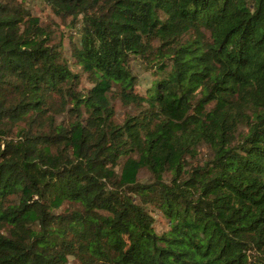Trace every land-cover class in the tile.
<instances>
[{"label": "trees", "instance_id": "trees-1", "mask_svg": "<svg viewBox=\"0 0 264 264\" xmlns=\"http://www.w3.org/2000/svg\"><path fill=\"white\" fill-rule=\"evenodd\" d=\"M0 264H264V0H0Z\"/></svg>", "mask_w": 264, "mask_h": 264}, {"label": "rangeland", "instance_id": "rangeland-1", "mask_svg": "<svg viewBox=\"0 0 264 264\" xmlns=\"http://www.w3.org/2000/svg\"><path fill=\"white\" fill-rule=\"evenodd\" d=\"M35 12L38 16H40L42 18V22L44 23V25L48 26L50 29H54L58 33V36H60V34H61V33H59L60 31H63L67 28L66 22H64L60 18L53 16L50 11L43 12L39 8H36ZM65 55L67 57L70 56L68 51L65 53ZM131 69H132L133 74L136 75L137 77H139L141 80V82H140L141 83V85H140L141 91H145L148 87H150V85L152 83V77H151L149 72L145 71L141 67L138 60L131 62ZM91 87H92V85L89 82V80L87 78H83V80L79 86V90H89ZM114 106H115V111H116L114 121L119 125L123 124L129 116L134 115L136 112L133 107H127L120 101L119 102L117 101ZM71 121H72L71 118H69L66 115L57 118L58 123H63L65 125L71 123ZM211 156L212 155H211L210 150L207 148H203L201 151V159L199 161L201 162L204 159L207 160ZM169 178H170V176H167V180H169ZM138 181L140 184L151 183L152 182L151 174H149L146 171L141 172L139 174ZM154 218L156 221V223L154 224V227H155V230L157 231V233L160 234V233H162L168 229L167 221L165 220L164 216L162 215V213L160 211H156L154 213Z\"/></svg>", "mask_w": 264, "mask_h": 264}]
</instances>
